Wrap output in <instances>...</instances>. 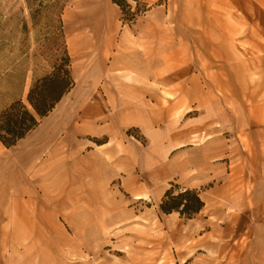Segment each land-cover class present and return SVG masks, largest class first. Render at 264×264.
Masks as SVG:
<instances>
[{
	"label": "rangeland",
	"instance_id": "1",
	"mask_svg": "<svg viewBox=\"0 0 264 264\" xmlns=\"http://www.w3.org/2000/svg\"><path fill=\"white\" fill-rule=\"evenodd\" d=\"M125 1L126 14L113 0H0V112L14 100L26 102L34 77L51 71L61 15L76 86L53 114V126L87 127L74 134L72 149L95 165L85 187L74 183L70 199L41 191L32 213L0 207V264H176L192 248L179 240L192 232L179 214L162 213L155 195L171 183L182 186L166 182L170 171H152L150 159L167 163L220 138L251 168L264 163V0ZM58 3L53 13L46 8ZM128 13L136 14L134 23ZM82 18L88 25L78 29ZM145 29L153 52L166 51L168 63L153 68L147 100L132 102L145 103L147 112L129 120L123 92L114 103L102 94L110 58L123 48L121 33L144 36ZM82 36L92 43L72 53L70 42ZM96 105L109 118L82 116ZM112 124L121 128L115 141L99 132ZM129 153L140 193L127 184ZM14 219L26 220L23 228H9Z\"/></svg>",
	"mask_w": 264,
	"mask_h": 264
},
{
	"label": "crops",
	"instance_id": "2",
	"mask_svg": "<svg viewBox=\"0 0 264 264\" xmlns=\"http://www.w3.org/2000/svg\"><path fill=\"white\" fill-rule=\"evenodd\" d=\"M147 37H153L148 29L144 30V36L132 30L128 34L123 31L120 37L123 48L113 53L106 72L110 85L104 88L102 95L114 103L118 91L123 92L124 116L129 120L137 116L138 111L147 112L145 103L138 106L132 102L142 101L143 97L147 100L153 84V68L166 67L168 63L167 52L154 53V42ZM141 38L144 40H138ZM100 71L98 67V76ZM116 80L120 81L119 86L115 85ZM90 108L95 109L88 113ZM56 109L16 147L6 149L0 145V207L7 208L6 213H32L30 207L40 204L41 191L52 200L58 197L57 191H60L59 196L70 199L74 183H82L85 187L95 172L93 161L76 159L78 154L72 149L74 134L88 128L84 126L77 131L71 125L53 126L52 116ZM82 116L109 118L100 106L83 108ZM99 132L115 141L120 137L121 128L112 124ZM166 140L174 141L175 138L167 136ZM215 141L197 145L191 152H178L176 158L168 159L167 163L150 159L148 164L152 171L161 174L170 171L166 182L176 181L184 188L200 191L205 203L197 216L183 222L192 236L179 240L182 241L179 245L192 248L178 256L176 264H264V163L255 170L243 161V157L238 160L237 153L229 150L231 146L226 142L220 138ZM128 161L127 184L140 193L142 188L133 175L136 159L131 153ZM100 162L103 166L109 165L107 160ZM111 171L116 172L114 167ZM165 190V187L157 189L158 201ZM23 222L26 220L14 219L15 225L9 228H23L19 225Z\"/></svg>",
	"mask_w": 264,
	"mask_h": 264
},
{
	"label": "trees",
	"instance_id": "3",
	"mask_svg": "<svg viewBox=\"0 0 264 264\" xmlns=\"http://www.w3.org/2000/svg\"><path fill=\"white\" fill-rule=\"evenodd\" d=\"M113 3L118 5L124 14L126 8L131 10L125 0H113ZM59 5L60 3L46 8L53 13ZM60 16L58 15L59 37L55 47L56 53L52 57L51 71L42 77H34L26 102L22 98L14 100L0 112V142L6 149L16 147L28 134L36 130L76 86L72 73V59L65 43ZM135 21L136 14L128 13V22ZM204 206L200 191L171 183V187L161 200L160 210L166 215L177 213L182 219L192 220Z\"/></svg>",
	"mask_w": 264,
	"mask_h": 264
},
{
	"label": "bare ground",
	"instance_id": "4",
	"mask_svg": "<svg viewBox=\"0 0 264 264\" xmlns=\"http://www.w3.org/2000/svg\"><path fill=\"white\" fill-rule=\"evenodd\" d=\"M85 18H82V22L80 23V26L78 27V29H84L86 28L87 21L83 20ZM91 39L87 36H82L74 41L70 42V48H71V52L73 53L74 51L78 52V51H82L81 54H83L84 50L91 44ZM99 106V105H96ZM95 109V108H94ZM93 108L88 109V113L92 112V110H94ZM0 145H2V143L0 142ZM3 146V145H2ZM137 199H140V197H137Z\"/></svg>",
	"mask_w": 264,
	"mask_h": 264
}]
</instances>
